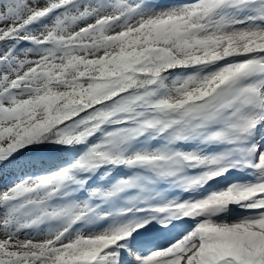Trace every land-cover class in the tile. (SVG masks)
<instances>
[{
    "label": "snow or ice",
    "instance_id": "snow-or-ice-1",
    "mask_svg": "<svg viewBox=\"0 0 264 264\" xmlns=\"http://www.w3.org/2000/svg\"><path fill=\"white\" fill-rule=\"evenodd\" d=\"M0 264H264V0H0Z\"/></svg>",
    "mask_w": 264,
    "mask_h": 264
}]
</instances>
